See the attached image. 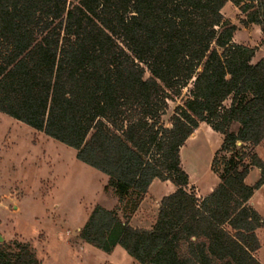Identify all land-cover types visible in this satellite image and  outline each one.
Masks as SVG:
<instances>
[{
    "label": "trees",
    "instance_id": "obj_1",
    "mask_svg": "<svg viewBox=\"0 0 264 264\" xmlns=\"http://www.w3.org/2000/svg\"><path fill=\"white\" fill-rule=\"evenodd\" d=\"M261 27L264 0H0V113L77 152L108 178L114 210L97 206L80 239L137 264H261L252 205L264 186V59L233 42L222 14ZM175 109L166 128L161 119ZM226 103H229L228 105ZM206 124L222 136L212 161L218 185L190 191L180 152ZM240 143V145H238ZM221 168V169H220ZM253 169L258 182L246 180ZM155 180L175 192L151 229L133 228ZM0 264H40L28 245H0Z\"/></svg>",
    "mask_w": 264,
    "mask_h": 264
},
{
    "label": "rangeland",
    "instance_id": "obj_2",
    "mask_svg": "<svg viewBox=\"0 0 264 264\" xmlns=\"http://www.w3.org/2000/svg\"><path fill=\"white\" fill-rule=\"evenodd\" d=\"M224 14L234 19L238 28H244L243 16L234 15L231 3L225 6ZM259 36L253 30V42L238 43H249L264 55ZM190 88L191 85L180 99L169 103L161 119L166 128L171 127L175 109L188 98ZM222 140L221 135L202 124L196 138L189 139L181 149L182 168L190 178L188 190L200 198L208 196L219 183L211 166ZM254 152L264 158V144ZM76 155L75 150L0 113V236L4 244L28 245L40 264H137L120 247L108 254L80 239L93 209L101 206L114 210L118 199L106 189L108 178L78 161ZM259 179L260 172L255 169L246 184L253 186ZM174 192L171 183L156 180L137 215L136 212L127 220L125 214L129 213L122 207L118 217L136 228L149 230L155 224L159 200ZM252 205L264 219V189L255 194ZM257 235L262 246L256 258L264 264V229Z\"/></svg>",
    "mask_w": 264,
    "mask_h": 264
},
{
    "label": "crops",
    "instance_id": "obj_3",
    "mask_svg": "<svg viewBox=\"0 0 264 264\" xmlns=\"http://www.w3.org/2000/svg\"><path fill=\"white\" fill-rule=\"evenodd\" d=\"M224 11H225V7H224V9H223V11H222V14L224 15V17H225V19L226 20H228V21H230L233 25H235L237 28H238V26L234 23V19H231V18H228L227 16H225V14H224ZM233 11H234V15H236V14H238V15H240V12H239V10L237 9V8H235L234 6H233ZM236 13V14H235ZM244 18V17H243ZM242 18V19H243ZM244 28H238V31L236 32V34H235V36H234V39H233V42L235 43V44H238V45H245V46H249V47H254V46H252L251 44H249V43H245V44H243V43H238V42H253L251 39H250V37H251V33H252V31L254 30V31H258L259 32V34H260V36L258 37V40L261 42L262 40H263V34H262V30H261V27L260 26H257V25H249V26H243ZM262 52V50L261 51H259L258 52V50H257V52H256V55H255V57H254V59H253V61H252V64H257L259 61H261L262 59H264V55L261 53ZM201 127H202V124L199 126V128H198V130L193 134V136L191 137L192 139H195L196 138V136H197V132H199L200 130H201ZM210 129V128H209ZM190 138V139H191ZM257 148H259V147H257ZM256 154L259 156V154H258V152H256ZM260 157V156H259ZM261 158V157H260ZM262 160H263V162H264V158H261ZM253 170H255V169H253ZM252 170V171H253ZM251 171V172H252ZM259 171V170H258ZM260 172V171H259ZM156 181V180H155ZM167 183V182H166ZM152 186V185H151ZM264 189V186L260 189V190H263ZM259 190V191H260ZM257 193V192H256ZM149 196V194H147L145 197H146V199H147V197ZM198 197H200V195H198ZM146 199H144V202H142L141 203V205H140V207H139V210L137 211V213L135 214V215H137L139 212H140V210H141V208L143 207V205L145 204V202H146ZM161 202V200H159V203ZM251 203H253V199H252V202ZM254 205V204H253ZM158 209H159V207H157ZM130 226L131 227H133V228H136V227H134L132 224H130ZM262 246V245H261ZM261 250V249H260Z\"/></svg>",
    "mask_w": 264,
    "mask_h": 264
},
{
    "label": "water",
    "instance_id": "obj_4",
    "mask_svg": "<svg viewBox=\"0 0 264 264\" xmlns=\"http://www.w3.org/2000/svg\"><path fill=\"white\" fill-rule=\"evenodd\" d=\"M240 145V143L238 144ZM5 240L0 236V245L4 244Z\"/></svg>",
    "mask_w": 264,
    "mask_h": 264
}]
</instances>
